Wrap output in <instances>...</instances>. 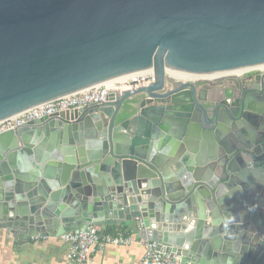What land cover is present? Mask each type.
<instances>
[{
    "label": "water",
    "instance_id": "1",
    "mask_svg": "<svg viewBox=\"0 0 264 264\" xmlns=\"http://www.w3.org/2000/svg\"><path fill=\"white\" fill-rule=\"evenodd\" d=\"M263 64L264 0H0V120L154 73L0 132V228L119 223L181 264H264V70L241 75Z\"/></svg>",
    "mask_w": 264,
    "mask_h": 264
},
{
    "label": "built area",
    "instance_id": "2",
    "mask_svg": "<svg viewBox=\"0 0 264 264\" xmlns=\"http://www.w3.org/2000/svg\"><path fill=\"white\" fill-rule=\"evenodd\" d=\"M263 71L264 68H259ZM245 71H241L243 73ZM240 73V74H241ZM153 69L127 76L125 79L106 82L56 99H52L15 115L0 120V132L16 128L29 121L47 117L55 113L83 107L90 103H102L108 99L109 93L116 89H133L147 85L153 80ZM193 80V78H187ZM59 237L69 243L66 253L67 264H89L94 249H103L107 244H127L129 236L104 232L100 226L90 224L78 232H64ZM145 251L136 264H181L171 254L157 249L153 241H145Z\"/></svg>",
    "mask_w": 264,
    "mask_h": 264
},
{
    "label": "crops",
    "instance_id": "3",
    "mask_svg": "<svg viewBox=\"0 0 264 264\" xmlns=\"http://www.w3.org/2000/svg\"><path fill=\"white\" fill-rule=\"evenodd\" d=\"M194 152V151H193ZM205 169H210L205 164ZM252 174V173H251ZM259 176L263 175L259 172ZM113 233H120L121 224L100 226L109 227ZM188 228H172L171 232L180 234ZM127 244H107L103 249H94L89 264H136L145 251V241L135 232H130ZM69 243L59 236L29 237L26 242H19L6 230L0 228V264H67L66 253Z\"/></svg>",
    "mask_w": 264,
    "mask_h": 264
},
{
    "label": "flooded vegetation",
    "instance_id": "4",
    "mask_svg": "<svg viewBox=\"0 0 264 264\" xmlns=\"http://www.w3.org/2000/svg\"><path fill=\"white\" fill-rule=\"evenodd\" d=\"M240 74V73H239ZM259 74V69L256 68V69H252L250 71H246L245 73L241 74L243 75V77H251L252 79H255L256 78V82L257 84H261L262 82V79H260V75ZM244 85H247V83L245 82V80H243L242 83H239V85L237 86L236 91H235V95L236 96H239L240 95V92L244 91L245 90V87ZM215 89H219L218 91H222L224 88H223V82H216V83H213V84H210V86L207 87V91L212 93V90H215ZM209 93V94H210Z\"/></svg>",
    "mask_w": 264,
    "mask_h": 264
},
{
    "label": "bare ground",
    "instance_id": "5",
    "mask_svg": "<svg viewBox=\"0 0 264 264\" xmlns=\"http://www.w3.org/2000/svg\"><path fill=\"white\" fill-rule=\"evenodd\" d=\"M259 68H264V64L258 66ZM243 69H237V70H233V71H228V72H217V73H209V74H195V75H184V74H177L180 75V77H191L193 79H214L215 77H219V76H223V75H228V74H239L241 73V71H243ZM127 77V76H126ZM126 77L123 78H119L116 80H120V79H125ZM115 81V80H113ZM113 81H109V83H112Z\"/></svg>",
    "mask_w": 264,
    "mask_h": 264
},
{
    "label": "trees",
    "instance_id": "6",
    "mask_svg": "<svg viewBox=\"0 0 264 264\" xmlns=\"http://www.w3.org/2000/svg\"><path fill=\"white\" fill-rule=\"evenodd\" d=\"M104 232H107V233H113V229L109 227H107L106 229L103 230ZM130 230L127 228V227H123L122 230L120 231V233H115V234H121L123 236H130Z\"/></svg>",
    "mask_w": 264,
    "mask_h": 264
}]
</instances>
